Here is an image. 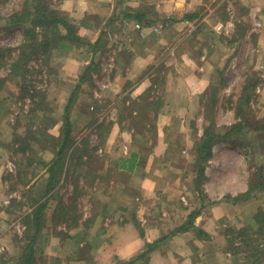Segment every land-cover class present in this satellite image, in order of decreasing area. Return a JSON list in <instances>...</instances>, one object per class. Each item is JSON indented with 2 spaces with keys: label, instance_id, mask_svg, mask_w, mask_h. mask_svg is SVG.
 <instances>
[{
  "label": "crops",
  "instance_id": "crops-1",
  "mask_svg": "<svg viewBox=\"0 0 264 264\" xmlns=\"http://www.w3.org/2000/svg\"><path fill=\"white\" fill-rule=\"evenodd\" d=\"M60 7L76 18V34L82 42L71 64L78 73V119L86 118L83 113L90 105L97 124L102 117L108 119L106 147L119 138L130 153L119 158L117 187L110 189L124 197L123 203L102 207L96 220L80 221L78 228L75 224L61 238L44 235L39 259L43 261L37 264H118L136 258L148 244H153L148 264H239L241 257L231 252L225 230H209L210 215L205 218L202 212L189 224L171 223L176 221L174 212L167 211L169 217L166 212L155 215L160 207L148 206L147 201L176 192L166 191L170 178L196 179L195 172L188 175L179 167L168 175L153 151L178 145L179 136L190 142L194 120L202 133V96L215 71L231 67L217 64V54L241 55L249 37L256 46H264V0H61ZM217 24L224 26L223 33L215 32ZM158 26L160 33L155 31ZM100 38L103 46L94 47ZM88 67L90 75L81 81L79 76ZM84 89L90 90L89 95ZM260 94L264 101V80ZM129 180L137 182L136 188L128 187ZM1 223L0 264H10L21 256L7 240L12 223ZM195 226L199 230L192 235ZM73 234H78V245L70 247L67 237ZM254 260L264 264L263 257Z\"/></svg>",
  "mask_w": 264,
  "mask_h": 264
},
{
  "label": "rangeland",
  "instance_id": "rangeland-1",
  "mask_svg": "<svg viewBox=\"0 0 264 264\" xmlns=\"http://www.w3.org/2000/svg\"><path fill=\"white\" fill-rule=\"evenodd\" d=\"M35 1L0 0V50H5L3 57L15 59L19 56L21 63L25 64L19 72H26V79H20L15 75L13 63L0 67V214L5 216L0 220V227L2 221L8 226L12 223V233L7 240L19 249L21 256L10 264H19L22 260L30 243L26 235L35 233L33 215L43 203H46L42 211L44 226L35 249V264L43 261L39 259L43 258L44 235L52 233L61 238L73 231L75 224L78 228L80 221L96 220L102 207L121 205L124 197L110 193V189L117 187L119 158L130 153L119 138H114L106 147L110 135L108 119L102 117L97 124L93 118L96 111L90 109V105L87 113H83L86 118L78 119V73L71 65L75 64L72 62L78 46H72L73 51L72 47L52 48L47 60L36 55L30 59L31 48L19 47L23 40L22 31L19 26L10 25L11 19L28 10ZM45 2L51 9L64 12L60 7L61 0ZM69 18L76 27V18L73 15ZM223 31L224 28L221 32L215 29L218 34ZM240 54L231 57L225 56L224 51L217 54L220 57L217 64L231 67L229 70L217 69L202 96L200 118L205 120L204 124L199 123L202 133L194 120L191 126L195 135L190 136V142L186 143L185 138L179 136L178 145L153 151L159 154L168 175L178 167L189 175L195 170L196 149L205 132L211 131L220 137L229 133L225 137L227 142L221 141L213 146L209 160L212 163H207L205 171L208 180H204L198 189L195 179L190 180L188 176L182 180L170 178L166 182L169 187L166 191L168 194L172 190L176 192L165 199L148 200L147 205L160 207L155 209V215L162 216L166 212L169 217L167 211L174 212L176 221L171 223L186 220L189 224L202 212L205 218L210 215L211 219L207 220L209 230H225L224 236L232 243L231 252L241 257L239 264H254V258H264V222H260L264 219V101L260 94L264 80L261 68L264 46H256L249 37ZM69 58H73L72 61ZM84 92L89 95L90 90L84 89ZM72 95L73 147L67 154L64 174L58 184L47 190L50 187L47 184L49 170L55 172L58 167H54L59 150L56 142H61L65 110ZM237 125L243 128L238 130ZM84 143L88 144L89 154L79 158L78 148ZM257 182L261 183V188L252 190L251 185ZM136 183L129 180L128 187L136 188ZM250 188V195L241 197ZM188 189L193 192L187 196ZM129 198L130 201L132 196ZM198 228L195 226L191 230L192 235ZM73 235L67 237L72 241L70 247L78 245V234Z\"/></svg>",
  "mask_w": 264,
  "mask_h": 264
},
{
  "label": "trees",
  "instance_id": "trees-1",
  "mask_svg": "<svg viewBox=\"0 0 264 264\" xmlns=\"http://www.w3.org/2000/svg\"><path fill=\"white\" fill-rule=\"evenodd\" d=\"M31 5L32 7L28 6V10H23L22 13L13 16L11 19L12 21L10 22V25L13 24L12 26H19V28H21L23 40L19 47L23 48L28 46L29 48H31L32 52L30 53V59L34 55H36L43 58V60H47L51 56L49 52L52 48L55 49L59 48L60 46L77 47L82 44L81 38L76 34L77 29L73 24H71L69 15L67 13L62 12L61 10L51 9L48 4H46L45 0H36L35 2H31ZM26 23H28L29 26ZM103 44V40L102 38H100L94 44V47L98 46L99 48L103 46ZM2 52H5V50H0V67H4L8 63H13V69L14 71H16L15 75L18 76L20 79L21 77L26 79V72H19L24 68L25 65L21 63V59L19 58V56L15 59H13V57L11 56L3 57ZM90 71L91 67H88L84 72V75L81 76L80 79L86 81L89 77ZM73 103L74 96L73 98L69 99L65 110L66 117L64 121V128L62 130L61 142H56V145L59 146V150L57 152V158L55 160L54 167H57V165L58 167L54 169L55 172H53V170H49L50 176L47 184L50 187H48L47 190L53 189L58 184L57 182H59L60 177L62 176V174H64L63 165L66 160L67 154L69 150L73 147L72 133L74 130V125L70 120V111ZM237 127L238 130H241V128H243V126L241 125H237ZM153 129H156V127H154ZM33 136H36V134H34ZM228 136L229 133H227L225 136L220 137V135L212 133L211 131L205 132L200 145L196 149V166L194 168L195 170L193 169L194 172L196 171L195 173L197 174L194 182H196L198 189L202 186L204 180H206V165L212 158V149L214 144H218L221 141L227 142L225 137ZM82 147L78 148L79 158L89 154L88 144L84 143V146ZM135 157L136 156L133 157V161H135ZM4 178L6 179L7 177ZM260 186L261 183L257 182L255 185H251V188L253 190L256 187L259 188ZM251 188L248 193L244 195L241 194V197H246L247 195H250ZM45 206L46 203H43L39 210L36 211L33 215L32 226L35 228V233H27L26 236H28V238L30 239V243L26 248V252L22 256V260L19 264H35V249L38 245V239L42 233V228L44 226L42 211L43 209H45ZM133 220L135 222V225L139 228L141 235L144 236V231L140 228L137 218H134ZM260 222H264V219H262ZM28 227H31L30 223H28ZM152 250L153 244H148L146 245V250L140 255H138L136 258L128 262H119L118 264H148V255ZM231 250L233 251V249ZM258 264L262 263L259 262Z\"/></svg>",
  "mask_w": 264,
  "mask_h": 264
},
{
  "label": "built area",
  "instance_id": "built-area-1",
  "mask_svg": "<svg viewBox=\"0 0 264 264\" xmlns=\"http://www.w3.org/2000/svg\"><path fill=\"white\" fill-rule=\"evenodd\" d=\"M261 26H262V23L261 22L260 23H257V27H261ZM137 28H139V25H137ZM161 28H162V26H158V27L155 28V31L157 33H160L161 32ZM223 28H224V26L222 24H219V25H217L215 27V29H216L217 32H221ZM261 68L264 70V65H262Z\"/></svg>",
  "mask_w": 264,
  "mask_h": 264
}]
</instances>
